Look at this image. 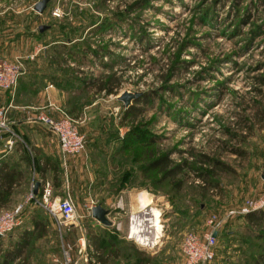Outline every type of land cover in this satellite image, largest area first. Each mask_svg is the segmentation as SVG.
<instances>
[{"label":"rangeland","instance_id":"obj_1","mask_svg":"<svg viewBox=\"0 0 264 264\" xmlns=\"http://www.w3.org/2000/svg\"><path fill=\"white\" fill-rule=\"evenodd\" d=\"M236 13L241 15L239 24L234 20ZM36 21L46 25L42 32L52 31L43 33L42 42L56 39L51 45L57 50L45 55H51L56 64L57 85L70 95H80L82 103L93 99L88 104L93 115L90 127L108 125L111 120L109 128L123 134L131 122L127 118L118 123L123 103L115 95L124 89L155 90L161 107L156 101L142 105L135 117L141 128L157 136L153 145L205 151L228 162L234 171L217 174L218 187L212 192L195 184L192 173L179 191L169 190L165 181L149 188V179L146 182L135 163L128 164L129 157L116 153L115 145L94 150L92 145L89 150L85 142L86 165L77 168L76 185L70 191L76 216L50 236L35 238L11 264H50L60 257L61 242L66 241L73 244L71 254L76 258L77 237L84 234L90 243V235L105 226L125 235L131 210L128 204L119 207L114 186L126 168L132 169L135 186L128 185L125 191L134 195L148 191L149 207L157 209L160 219L158 239L150 246L135 244L150 254L165 250L155 254L159 264H180L185 231L202 233L211 212L223 214L263 183L258 171H264V0H49ZM110 72L118 78L114 93L88 86L89 78ZM74 76L87 83L84 91L78 90L81 82ZM249 125L250 134L245 135ZM225 145L238 146L245 153L235 155ZM182 154L188 156L186 151ZM178 157L172 152V158ZM28 201L27 205L40 206ZM91 201L108 204L110 224L90 215L87 204ZM30 215L20 219L30 220ZM40 217L56 221L45 210ZM247 225L241 220L234 229L248 239L249 233L264 231L262 222ZM19 230L16 225L0 235V255L15 240L5 235ZM232 242L235 236H219L215 256L206 264H248L239 251H232ZM133 248L130 242L121 245L124 254ZM91 250L88 247L86 255L94 257ZM78 264L92 262L79 258Z\"/></svg>","mask_w":264,"mask_h":264},{"label":"crops","instance_id":"obj_2","mask_svg":"<svg viewBox=\"0 0 264 264\" xmlns=\"http://www.w3.org/2000/svg\"><path fill=\"white\" fill-rule=\"evenodd\" d=\"M35 1L0 0V56L13 58L14 55H20L25 63V71L18 77L16 90H0V105L5 107V125L0 127V210L12 208L20 203V217L23 219L27 213L36 209L47 211L39 203L40 206L26 204L29 200L27 196L32 194L34 181H39V185L36 192L32 194L33 199L28 203H37L36 200H40L45 183L50 187V199H56L63 196L65 192L71 193L70 191L76 185V175L79 173L77 168L82 169L86 165L84 163L86 162V160L84 161L85 153H61L55 133L40 121L30 118L38 110L53 117L58 116L61 110L64 111L65 101L70 96L65 87L63 89L56 83L57 68L55 62L52 61V56L45 55L55 52L56 48L51 44L56 39L42 42L43 33L45 35L51 30L36 31L39 23L36 21L38 12L32 7ZM22 20L23 23H21ZM37 47L39 49L34 56L27 58L26 54L34 51ZM48 83L51 85L48 86ZM87 106V110L83 109L82 113L77 116V127L84 134L86 147L90 150L94 141L93 137L98 132V126L90 127L88 125V121L93 115L88 110L89 105ZM262 172L264 173L260 169L258 174L263 181L262 186H264V179L260 175ZM262 186L252 195L262 190ZM124 188L115 192V195L118 197L120 208H123L122 205L128 204L127 206L131 210L125 234H128L127 238L132 239L140 246H149L152 234L150 216L147 214L148 211L138 210L141 205L139 203L141 196L146 197L148 192L142 190L143 193L138 194V191L134 195L130 191H125ZM106 200L108 201V198ZM100 205L104 208L106 205L108 206V204ZM30 207L36 208L31 209ZM258 215L264 217V208L258 212ZM23 219H20L17 224L19 229L29 227L30 221ZM241 220L247 222L243 216L230 219L228 221L229 230L234 229ZM249 222L251 221L249 220ZM44 227L47 230L43 236H50L54 230L58 231L56 221L49 220ZM17 235L18 233L5 236L6 238L10 236L16 238ZM133 236H137V239ZM139 238L143 242L138 241ZM160 252L165 253V250L159 248L152 254ZM107 259L109 260V256ZM114 260L122 261L121 258H114Z\"/></svg>","mask_w":264,"mask_h":264},{"label":"trees","instance_id":"obj_3","mask_svg":"<svg viewBox=\"0 0 264 264\" xmlns=\"http://www.w3.org/2000/svg\"><path fill=\"white\" fill-rule=\"evenodd\" d=\"M234 20L235 23L239 24L241 22V15H237L236 13ZM36 30L39 32L38 27ZM74 78L81 82V84L78 85V90L84 91V88L87 86L84 84L87 83L81 81L75 76ZM89 79L88 86L93 85L96 91H103L105 94L114 93L118 85V78L114 72L106 73L101 77ZM15 90L16 85L14 87V91ZM151 92L155 93V90L142 91L137 97L132 99L131 103L126 106L121 105L118 123H124L127 118L131 122L123 134H118L115 128H109L111 127L108 126L110 125L111 120L110 123L108 121V125L100 123L98 126V132L93 137L94 141L92 142V145L95 146L93 147V150L99 147L100 149L101 147L103 149L104 144L109 145L112 143L115 145L114 151L124 156V158L129 157L128 164L135 163V169L144 176L146 182L147 179H149V188H153L156 182L165 181L169 190L174 192L179 191L185 184L186 178L189 175L188 173H192L193 176H195L193 179L198 178L202 182H194L195 184L211 192L215 191L216 187H218V181L215 176L220 172L234 171V168L228 162L205 151L197 152L194 148L181 150L175 146L165 148L154 146L153 143L156 142L157 136L150 133L146 128H141L140 124L135 120V117L142 109V105H152V103L156 101L157 106L161 107V105H159L161 102L158 100L157 94H152ZM76 96L77 98H75ZM79 97L81 96L70 95L64 104V112L74 118L79 116L83 111V107L90 104L93 100L87 98L83 101L84 103H82L81 100H78ZM248 129L249 130L247 131L245 130V135L250 134V125L248 126ZM97 144H100L101 146H96ZM227 148L230 153L238 156H242L245 153L243 148L235 145H228ZM227 148L224 147V149ZM174 151L179 155L177 159L172 158V152ZM185 151L188 156L182 154ZM133 174L131 168L124 169L117 177L116 185L114 186L115 192L128 185H134ZM28 199L31 201L33 198L30 197ZM37 205L39 204L37 203ZM259 211H262V209L252 210L237 217H245L247 219V222H245L248 224L247 226L251 223L259 224L261 222L264 225V217L258 215ZM40 212V209L30 212L29 227H23L20 229L15 240L9 242L7 246L1 250L0 264H11L12 261L24 254L29 244L35 238L44 235L47 230L44 226L48 220H43L40 217ZM19 215H21V212H19ZM249 220L251 222H249ZM229 228V222L227 221L223 225V228L217 232L216 241L219 236H235V242H232L233 244L231 243L234 245L232 248L233 251H239L240 255L244 257L248 264H264V231L258 230L254 234L249 233L251 238L248 239L247 237L244 238L242 234L237 233L236 229H231L230 231ZM90 237V243H87V248H93L91 253L94 255L95 261H97V263L92 264H119V261H115L114 258H121L122 261L120 264H159L158 261H156L155 254H150L144 251L139 245L137 246L132 239L125 237V235H120L113 228L109 229L105 226V228L93 232ZM124 242H130L134 245L135 248H133V251L125 252V254L124 252L122 253L121 245ZM108 256L109 260L107 259ZM86 261L87 263H90L89 259Z\"/></svg>","mask_w":264,"mask_h":264},{"label":"built area","instance_id":"obj_4","mask_svg":"<svg viewBox=\"0 0 264 264\" xmlns=\"http://www.w3.org/2000/svg\"><path fill=\"white\" fill-rule=\"evenodd\" d=\"M56 14V11H53ZM39 47L34 51L27 53V58H32ZM22 56L14 55L13 58L0 56V90H13L20 74L25 70ZM51 84L48 83V86ZM5 107L0 105V127L5 125L4 117ZM31 119L40 121L49 127L56 135L58 147L61 153H79L84 151L85 137L77 128L78 118L71 117L64 111L53 117L44 111L38 110ZM197 183H202L200 179H193ZM32 194L27 196V199ZM37 203L43 205L47 211L56 219L58 230L60 225L67 226L76 216L75 205L71 195L68 192L56 199H50V187L47 183L42 188L40 200ZM93 202L87 204L90 210ZM264 208V189L252 196H244L234 206L225 209L221 215L211 212L205 219L206 229L202 233H196L193 230H187L183 233L180 241V252L182 260L180 264H205L209 262L215 255L216 234L223 228V225L230 219L242 215L252 210ZM21 204L18 203L12 208L0 210V235L10 231L16 224L20 222L19 212ZM67 228V227H66ZM216 231L213 235L212 232ZM128 234H125L127 237ZM61 238V237H60ZM130 239V238H129ZM77 252L79 255L74 258L71 254L73 244L69 242H61V255L55 258L50 264H78L79 258L90 260L97 263L95 258L87 254V243L84 234L77 237ZM135 242V241H134Z\"/></svg>","mask_w":264,"mask_h":264},{"label":"water","instance_id":"obj_5","mask_svg":"<svg viewBox=\"0 0 264 264\" xmlns=\"http://www.w3.org/2000/svg\"><path fill=\"white\" fill-rule=\"evenodd\" d=\"M48 0H36L33 4V9L37 11L38 13H41L46 5V2ZM38 29L41 31L43 28L46 27L45 24H38ZM140 94L139 91H130L127 89H124L120 91L118 94L115 95L116 99L121 100L124 106L128 105L131 103V100L137 97ZM261 177L264 179V173L262 172ZM39 185V181H34L33 183V188H32V194L36 192L37 186ZM90 215L96 219L97 221L103 223V224H110L111 221L107 218V209L101 206L99 203H95L93 206L90 208ZM213 235L216 234V231L212 232Z\"/></svg>","mask_w":264,"mask_h":264},{"label":"bare ground","instance_id":"obj_6","mask_svg":"<svg viewBox=\"0 0 264 264\" xmlns=\"http://www.w3.org/2000/svg\"><path fill=\"white\" fill-rule=\"evenodd\" d=\"M145 196L146 197L141 196L140 202H139L141 205L139 206L138 210L144 209V210L148 211L147 214H149V216H150L151 229H152V231H151L152 234H151L150 242H149V246H150L152 242H154L158 239L157 238L159 236L158 233H160L159 232V230H160V223H159L160 219H159V214H158L157 209L152 207V206L151 207L148 206L150 204V202L148 203L149 198H150V200H152L151 194L148 192V194H146ZM129 227H130V223H129Z\"/></svg>","mask_w":264,"mask_h":264}]
</instances>
